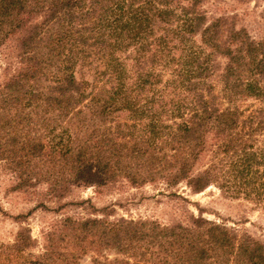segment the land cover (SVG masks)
Segmentation results:
<instances>
[{"label": "trees", "instance_id": "16d2710c", "mask_svg": "<svg viewBox=\"0 0 264 264\" xmlns=\"http://www.w3.org/2000/svg\"><path fill=\"white\" fill-rule=\"evenodd\" d=\"M207 0H0V161L15 191L216 186L264 208V38ZM67 217L0 243V264H264V242L203 214L189 223ZM114 253L115 258H110Z\"/></svg>", "mask_w": 264, "mask_h": 264}, {"label": "rangeland", "instance_id": "374dc122", "mask_svg": "<svg viewBox=\"0 0 264 264\" xmlns=\"http://www.w3.org/2000/svg\"><path fill=\"white\" fill-rule=\"evenodd\" d=\"M202 10L209 22L219 17L233 20L256 40L264 38V0H207ZM17 52L8 45L0 53V85L17 66ZM14 174L0 161V243L11 244L22 228L31 231L42 251L46 233L67 217L87 218L110 208L116 217L151 219L165 225L189 223L191 215L224 223L240 234L247 233L264 242V208L251 200L224 195L216 186L193 194L184 185L168 190L165 185L135 188L127 183L111 187L74 186L62 199H50L46 186L36 191H15ZM111 253L110 258H115ZM90 256L83 264L90 263Z\"/></svg>", "mask_w": 264, "mask_h": 264}]
</instances>
